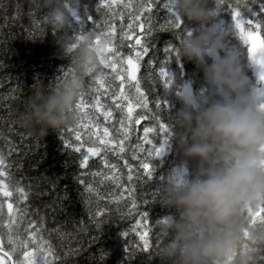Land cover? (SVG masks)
I'll return each mask as SVG.
<instances>
[{
    "label": "trees",
    "instance_id": "16d2710c",
    "mask_svg": "<svg viewBox=\"0 0 264 264\" xmlns=\"http://www.w3.org/2000/svg\"><path fill=\"white\" fill-rule=\"evenodd\" d=\"M112 3V0H108ZM135 3V0H117L110 14L104 10L96 11L99 0H77V11L83 15V6H91V14L94 19L101 21L113 18L109 23L115 28L116 37L107 41L105 36L100 38L107 41V46L119 50L123 56L131 54L128 44H134L135 35L140 34V29L130 32L132 40L125 38L120 44L121 26L125 29L128 25V13L122 10L124 3ZM251 3V0H248ZM157 5L164 0H156ZM253 4L252 7H257ZM48 7L45 0H13L0 6V153L5 159V170L10 175L14 184H18L27 193V198L14 202L13 211L16 216L23 217L18 221L21 225L20 232H24L25 221L43 217L42 231L36 239L50 244L56 254L65 260V264H158V261L146 257L142 253L143 241L140 235H147L149 248L152 250L159 244L157 238L156 223L162 219L167 209L157 200L153 201L154 185L173 168L175 153H166L162 159L147 157L146 151H138L137 145L147 149L149 145L144 143L146 134L144 127L152 126V121L147 117L156 110L154 101L165 99L162 81L159 80L158 68L160 61L165 59L164 48L166 42L174 46L177 43L176 30H161L167 19L166 10L160 8L154 10L151 23L153 32L148 40L150 42L149 53L140 61L137 79L148 102V109L138 108L133 103L132 116L146 117L139 124L135 120L129 125L128 139L124 141V152L102 150L98 156L91 157L89 167L80 170L78 161L80 154L71 149L64 148L56 133L68 128H76L81 136L80 141H75V133L72 141L82 144V151L88 147L99 146V138H103V129L107 127L111 137L116 136V128L119 127L121 111L116 108L111 96L107 93V85L100 88L99 92L89 88L90 80L95 76L85 78L83 97V112L75 124L49 129L46 134L39 135L25 128L20 121V114L24 109L27 97L30 95L31 86L37 81L54 86L62 77V73L70 70L66 59H60L54 44L52 32L55 29L54 22L48 15ZM144 15H148L147 12ZM227 14H222V18ZM247 19V15H245ZM249 29L245 27V31ZM70 33L71 31L68 30ZM254 36H259V41L264 44V29H252ZM236 42V41H234ZM233 43V42H230ZM106 46V42L103 47ZM238 46L240 44L238 43ZM246 55V47H242ZM110 53H103L107 57ZM155 57L152 65L148 59ZM120 67V65H117ZM127 69V64L123 65ZM167 71L173 77V84L169 89L170 113L179 106L177 92L183 93L190 89L196 92L199 89L200 75L195 71L192 62L180 60L179 63L171 58L166 65ZM103 79H110L111 68L101 65ZM252 75L251 72H249ZM59 78V80H58ZM125 80H127L125 71ZM125 83V92L136 96L135 87L129 88ZM113 88L119 91V81H112ZM99 88V85H95ZM99 96V99H95ZM118 100L116 103H119ZM123 115L127 117V101ZM99 107L100 111H96ZM112 109V116L105 120L102 112ZM128 124V120L125 119ZM67 135V132H65ZM109 137V138H111ZM154 144H158L159 136L153 133L147 134ZM119 142V141H117ZM137 159H133V156ZM104 157L109 164L116 166L119 182L111 179L93 176L91 173L102 172L104 177L113 175L104 166L100 157ZM140 160L154 164L151 169V178L140 167ZM131 166L125 167V163ZM81 171L88 174L83 176L85 184L81 185L76 179ZM132 174V182L128 180ZM91 183L93 191H85ZM132 188L131 198L128 188ZM120 199L117 200L116 198ZM3 198L0 197V200ZM10 200L12 198H9ZM135 200L136 208L129 211V207ZM103 210L100 217H95L97 211ZM139 212L149 214L148 223L144 224ZM5 218L7 210L4 209ZM141 223L137 225L136 221ZM100 220L101 229L97 231L96 221ZM135 229L136 231H133ZM121 231L127 233L125 237ZM95 238V239H94ZM127 246L132 259L125 260L124 247ZM70 252L65 257V253ZM264 253L261 254V256ZM22 258V253H21Z\"/></svg>",
    "mask_w": 264,
    "mask_h": 264
},
{
    "label": "clouds",
    "instance_id": "9594fccd",
    "mask_svg": "<svg viewBox=\"0 0 264 264\" xmlns=\"http://www.w3.org/2000/svg\"><path fill=\"white\" fill-rule=\"evenodd\" d=\"M45 4L57 54L70 70L54 86H31L20 121L39 135L79 119L75 105L85 78L102 73L106 42L93 43L94 33L77 42L67 31L76 0ZM216 4L173 0L176 15L191 26L177 38L176 53L200 79L170 113L175 166L153 191L167 209L156 223L159 244L151 255L158 264H261L264 253V220L249 223V210L264 206V92L253 77L264 47L248 59L234 29L214 14Z\"/></svg>",
    "mask_w": 264,
    "mask_h": 264
},
{
    "label": "snow or ice",
    "instance_id": "6c2138e0",
    "mask_svg": "<svg viewBox=\"0 0 264 264\" xmlns=\"http://www.w3.org/2000/svg\"><path fill=\"white\" fill-rule=\"evenodd\" d=\"M117 0H112V3H109L108 0H99V3L96 5V11L100 12L104 10L106 15L112 13L113 5L116 4ZM253 4H257V7H252ZM79 7L76 0V8ZM160 8L166 10L167 19L163 25H161V30H176V37L179 38L181 34L190 33L191 26L182 21L175 13L173 0H164L163 4L157 5L156 0H135V3H124L122 10H126L128 13V25L125 29L121 26L120 31V44L123 45L125 38L132 40L133 37L130 35V32L135 31L139 28L140 34L135 35L134 44H128L131 54L123 56L119 50L115 48H110L107 46V41H110L116 37L115 28L109 23V20L113 17L109 15L108 19H103V28H101V21L94 19L91 14V6L85 4L83 6V15L77 10L73 12L72 18L68 25V30L71 31L72 36L78 42L86 34L94 33L95 39L93 43H99L100 37L105 36L107 38L106 46L103 47V53H110L107 57L100 56L98 57L99 62L104 68H111L112 74H110V79H103L102 76H109L108 73H103L96 75L90 80L89 88L93 89L96 92H99L100 88H104L107 85V93L111 96L112 101L115 103L117 109L122 113L120 117L119 127L116 128V136L111 137L109 129L105 127L103 129V138H99V146L88 147L82 151V144H76L72 141V134L75 133V141H80L81 136L79 131L76 128H68L66 130H60L56 133L59 140L62 142L64 148L71 149L76 153L80 154V159L78 161V167L80 170H85L89 167V160L91 157H96L99 153L104 150H111L115 152H124V141L128 139L129 134V125L133 120L136 124H139L142 119H145L144 116H139L135 118L132 116L133 103L138 108L148 109V102L145 97V93L142 91L139 80L137 79V73L139 71L140 61L149 53L150 42L148 37L151 36L154 28L151 23L152 14L154 10L159 11ZM214 14L221 20V23L229 24L233 29L236 37V42L240 44L241 47H246V56L248 59H251V53L254 51L259 41V36H254L252 29H264V0H251V3L248 0H217V4L213 8ZM147 12L148 15H144ZM227 14L226 17L222 18V14ZM247 15V19L245 18ZM249 29L245 31V27ZM233 42V41H230ZM229 42V43H230ZM260 46L264 47V44ZM165 59L160 61L156 72H158L159 80L162 81V86L164 89L165 99H156L154 101L156 110L151 112L147 119L152 121V126L144 127L143 131L146 134L144 138V143L149 145L147 149L137 145L138 151H146L147 157L152 158L153 156L157 159H162L166 153L171 151V123H170V99H169V89L173 84V77L167 71L166 65L171 58H174L177 63L180 59L176 53V48L170 42H166L164 48ZM155 60V57L148 59L147 63L152 65ZM120 65L118 67L117 65ZM127 64V69L125 70L123 65ZM125 71L127 80H125ZM67 73H62L66 75ZM253 77L258 86V88L264 92V63L258 64L253 69ZM59 80V78H58ZM119 81V91L113 88L112 81ZM132 82L129 84V88L132 86L135 87L136 96H131L125 92V83ZM95 85H99V88H96ZM186 91V90H185ZM184 91V92H185ZM203 91V90H202ZM183 92V93H184ZM183 93L177 92V96H181ZM85 93L81 94L83 97ZM95 99H99V96H96ZM119 103H116L117 101ZM127 101V117L123 115L125 112V104ZM84 101L78 99L75 105V111L80 115L83 112ZM264 107V104L261 105ZM96 111H100V108L97 107ZM105 120H108L112 116V109L102 112ZM125 119L128 120V124L125 123ZM67 132V135H65ZM153 133V135L159 136L158 144H154L152 139L147 138V134ZM111 137V138H109ZM119 141V142H117ZM137 156H133V159H137ZM103 161L104 166L109 169L113 175L110 177H104L102 172L91 173L93 176L111 179L114 183L119 182V177L115 175L116 166L108 163L104 157H100ZM5 159L2 153H0V197L3 199L0 200V264H65V260L62 257L55 253L50 244L47 247L43 245L46 243L43 241V238L37 240V235L42 231L43 217L38 219H32L25 221L24 223V232H20L21 225L18 221L22 220L23 217H18L15 215L13 208L14 202L19 200H24L27 198V193L24 189L18 184H14L10 175L5 170ZM125 167L131 168L130 165L125 163ZM140 167L144 170L145 174L151 178V169L154 167V164L145 162V160H140ZM88 173L81 171L79 176L76 179L81 185L85 184L83 176ZM128 180L132 182V174L129 173ZM85 191H93L92 184L89 183ZM129 196L131 198L132 188H128ZM153 195V201L156 200V197ZM9 198H12L11 200ZM117 200L120 198L117 197ZM136 208L135 200H132V203L129 207V211H133ZM4 209L7 210V217L5 218ZM103 210L97 211L95 217H100ZM138 215L143 218L144 224L148 223L149 214L146 212H139ZM249 215L251 220L249 223H255L257 221L264 220V206L257 208L255 212L249 210ZM163 219V218H162ZM159 219L158 220H162ZM102 221H96L97 231L101 229ZM137 225L141 223L140 219L136 221ZM133 231H136L133 229ZM120 235L125 237L127 233L121 231ZM139 235L141 241H143L142 253H147L146 257H151V251L149 248L148 240L145 239V235ZM95 239V238H94ZM125 260L130 262L132 257L129 254L128 247H124ZM22 253V258H21ZM70 252L65 253V257L68 256ZM261 264H264V255L260 257Z\"/></svg>",
    "mask_w": 264,
    "mask_h": 264
},
{
    "label": "rangeland",
    "instance_id": "374dc122",
    "mask_svg": "<svg viewBox=\"0 0 264 264\" xmlns=\"http://www.w3.org/2000/svg\"><path fill=\"white\" fill-rule=\"evenodd\" d=\"M8 1H13V0H0V6L5 3V2H8ZM261 45L260 41L257 42V46ZM255 50H258V47L254 49Z\"/></svg>",
    "mask_w": 264,
    "mask_h": 264
},
{
    "label": "water",
    "instance_id": "95a60500",
    "mask_svg": "<svg viewBox=\"0 0 264 264\" xmlns=\"http://www.w3.org/2000/svg\"><path fill=\"white\" fill-rule=\"evenodd\" d=\"M187 91H191L190 89H188ZM192 92V91H191Z\"/></svg>",
    "mask_w": 264,
    "mask_h": 264
}]
</instances>
